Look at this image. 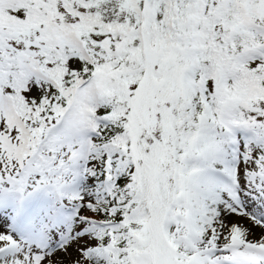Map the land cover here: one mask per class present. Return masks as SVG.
I'll return each instance as SVG.
<instances>
[{"label":"snow or ice","instance_id":"snow-or-ice-1","mask_svg":"<svg viewBox=\"0 0 264 264\" xmlns=\"http://www.w3.org/2000/svg\"><path fill=\"white\" fill-rule=\"evenodd\" d=\"M0 264H264V0H0Z\"/></svg>","mask_w":264,"mask_h":264}]
</instances>
